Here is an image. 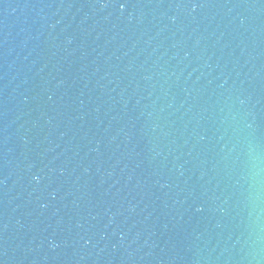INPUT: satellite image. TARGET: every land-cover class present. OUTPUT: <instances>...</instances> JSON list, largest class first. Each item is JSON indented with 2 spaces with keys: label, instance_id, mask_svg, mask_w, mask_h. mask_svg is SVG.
Segmentation results:
<instances>
[{
  "label": "water",
  "instance_id": "1",
  "mask_svg": "<svg viewBox=\"0 0 264 264\" xmlns=\"http://www.w3.org/2000/svg\"><path fill=\"white\" fill-rule=\"evenodd\" d=\"M0 264H264V0H0Z\"/></svg>",
  "mask_w": 264,
  "mask_h": 264
}]
</instances>
